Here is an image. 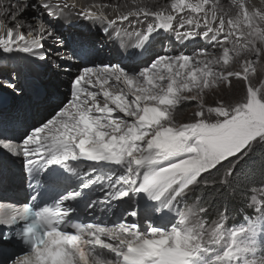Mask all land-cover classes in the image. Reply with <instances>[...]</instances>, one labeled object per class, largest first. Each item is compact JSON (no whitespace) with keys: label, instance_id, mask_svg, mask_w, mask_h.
<instances>
[{"label":"snow or ice","instance_id":"1","mask_svg":"<svg viewBox=\"0 0 264 264\" xmlns=\"http://www.w3.org/2000/svg\"><path fill=\"white\" fill-rule=\"evenodd\" d=\"M208 3L209 0H200L184 5L194 13L204 12V38L219 43L220 34L226 32L225 42L231 37H235V43L247 39L245 48L259 42L261 46L252 50L257 57H264V30L256 23L264 22V10L250 11L241 4L242 20H228L226 31L224 19L219 20L218 27H212L216 16L213 11L209 19L205 11ZM31 6L22 5L21 9ZM41 7L53 8L47 3ZM21 9L9 13L15 27L21 26ZM155 16L160 22L149 24L148 34L157 27L173 30L171 16ZM187 23L200 26V20L188 19ZM241 25L250 31L245 32ZM104 31L107 33L108 28ZM48 35L61 43L59 37ZM136 35L149 39L143 33ZM197 35L200 34L176 32L177 39ZM26 37H33V33L18 32L14 38L9 28L7 39L0 38L2 52L19 51L46 59L45 53L39 51L44 47L43 36L31 41ZM205 51L201 49L199 54ZM229 59V49L225 48L223 64L228 65ZM217 62H194L192 57L181 54L158 55L136 74L120 66L86 67L71 81V101L54 118L32 126L19 141L0 138V147L23 158L30 187L35 182L32 202L41 199L53 171L79 179V165L74 162L90 161L94 162L92 172L99 165L120 173L115 181L110 179L106 198L131 199L134 205L111 226L70 215L83 195L76 188L50 203L17 208L3 220V224L13 227L0 232V241L24 246L23 254L13 258L12 264H264V224L260 225L258 239L255 222L247 227L226 228V209L218 213L211 227L205 226L201 215L207 213L206 207L180 209L192 186L228 183L227 178L241 161L264 148V93L260 89L249 85L246 97L238 103L218 100L215 107L206 105V89L221 84L231 86L229 78L241 75L214 72L209 65ZM0 88L19 90L11 75L0 81ZM190 101L196 102L193 120L181 123V106ZM220 173L219 179H209ZM94 183L96 180H88L79 187L87 189ZM141 197L150 205L144 208L143 215ZM255 210L264 220V201ZM172 213L176 218L158 223ZM20 221L25 223L21 225Z\"/></svg>","mask_w":264,"mask_h":264},{"label":"bare ground","instance_id":"2","mask_svg":"<svg viewBox=\"0 0 264 264\" xmlns=\"http://www.w3.org/2000/svg\"><path fill=\"white\" fill-rule=\"evenodd\" d=\"M34 2L35 0H0V38L7 39L9 28L12 29L14 38L18 32L31 31L35 38L38 35L43 36L44 40L41 42L44 47L39 51L45 52V48L52 50L51 55L42 59L33 58L19 51L5 54L0 48V81L7 80L11 75L19 89L16 91L4 88L5 92L0 91V95H3L0 96V102H3L5 98L9 102L0 110L1 135L8 134V128H11V133L16 132V129L18 133H21L31 124L39 126L46 118H54L58 111L71 101L69 83L86 67L120 66L130 74H136L146 68L158 55L184 54L192 57L194 62L196 60L218 61L209 65L214 72L227 74L232 71L244 72L245 68H248L245 76L251 79L253 86H257L258 81L264 78V57H257L252 50V46H261L259 42L255 45L249 44L245 48L243 45L248 44L247 39L235 43V37H231L225 42L226 32L220 34L219 43L202 36L206 30L204 12L194 13L184 6L197 4L200 0H184L183 4H180V0H43V2L37 0V4ZM45 3L52 5L53 11L41 7ZM29 4L32 6L21 9L22 5ZM241 4L250 11L264 10V0H209V3L205 5V11L209 12V19L211 13L213 11L215 13L216 21L212 27H218L219 20L224 19L227 31L228 20H242ZM17 9H21L23 14V19L19 21L20 27L14 26L9 15ZM145 13L148 15L145 16ZM156 13L164 17H173V30L157 27L154 33L148 34L146 31L148 25H158L160 22L155 16ZM17 14L20 15V13ZM127 14H130L128 20L122 23L117 21ZM89 15L91 19L88 18ZM188 19L200 20V26L197 27L195 23L188 24ZM112 21L115 23L112 24ZM181 22H184L183 27H180ZM256 23L261 30H264V22L257 20ZM65 27L67 31H64ZM106 27L107 33L104 31ZM241 28L245 32L250 30L243 25ZM117 31L120 33L119 36L116 35ZM177 31L196 32L200 35L194 38L177 39ZM48 33L59 37L61 43L57 44ZM136 33L149 36L146 46L143 45L146 41L143 36H138ZM212 35V33L209 34V36ZM33 37H26V39L31 41ZM12 46L15 47V45ZM225 48L229 49L228 65L223 64ZM201 49L206 50L203 55L199 54ZM67 60L73 61V64L66 62ZM56 63H60L61 67L57 68ZM40 68L43 70L40 71ZM68 68L71 70L70 74L65 72ZM73 75L76 76L73 77ZM92 79L95 80V77L93 76ZM223 86L224 84H221L217 88L206 89L205 94L221 90ZM214 103V100H209L206 105H214ZM194 111L196 109L193 108L191 113L193 114ZM48 112L54 113L46 117ZM192 114L187 116L188 119L193 120ZM2 126L7 128L4 129ZM0 149L3 153L5 152L3 148ZM0 157L3 162L9 160L4 154ZM1 177H4L2 170H0ZM21 196L22 194L19 193L18 197ZM141 199L144 198L141 197ZM3 202L6 203L5 200ZM1 209L0 207V213H2ZM170 219L172 218L168 216L158 223L166 224ZM260 255L258 252L257 256Z\"/></svg>","mask_w":264,"mask_h":264},{"label":"trees","instance_id":"3","mask_svg":"<svg viewBox=\"0 0 264 264\" xmlns=\"http://www.w3.org/2000/svg\"><path fill=\"white\" fill-rule=\"evenodd\" d=\"M220 176L222 173L209 179L217 180ZM260 189H264V148L256 149L241 161L225 185L205 184L200 191L199 204L208 209L205 213L208 220H216L218 213L225 209L227 217L239 220L247 215L246 203L251 193Z\"/></svg>","mask_w":264,"mask_h":264},{"label":"rangeland","instance_id":"4","mask_svg":"<svg viewBox=\"0 0 264 264\" xmlns=\"http://www.w3.org/2000/svg\"><path fill=\"white\" fill-rule=\"evenodd\" d=\"M34 3L37 4V0H35ZM64 31H67L66 27L64 28ZM248 31H250V30H247V32ZM246 43H248V41H246ZM252 47L254 48V46H252ZM50 50L51 49H45V52L44 51H41V52H44L46 57H48V55L52 54V50L51 51ZM55 65H57L56 66L57 68L61 67L60 63H56ZM79 68L82 69V67H79ZM52 69H54V67ZM39 70L42 71L43 69L40 68ZM247 70H248V68H247ZM65 72H66V74L71 73V71L69 72V68H68V71L66 70ZM232 73H237V71H232ZM239 73L241 74V77L232 76L229 78L231 80V86L224 84V86L221 90L210 92L208 95L204 94V101L206 104L209 100L215 101L214 105H209V106L207 105L208 107H215L216 102L218 100H223L225 103L234 104V103L241 102L246 97L247 87L249 86L247 82H249V84H250L251 79L248 78L246 81V79L244 78L245 73H246L245 71L244 72L242 71ZM74 76H76V75H73V77ZM33 80H35V79L33 78ZM254 87L260 89L261 92L264 93V78L261 79L260 81H258L257 86H254ZM0 91H4V88L0 89ZM8 96L10 97V95H8ZM10 98H12V97H10ZM195 105H196L195 101H190V102H187L185 105L181 106L182 112H181V115L178 117V119H179V121H181V123H186V122L192 121V120H190V118L188 119L187 116L188 115L190 116L192 114L191 110L193 108L196 109ZM188 109H190V110H188ZM53 113L54 112H48V115L46 117H50ZM181 118H182V120H181ZM2 128L6 129L7 127L2 126ZM203 175L206 176V174H203ZM225 184L226 183L221 184V185H225ZM203 187H205V184L201 183L199 185L192 186L191 190L187 191L186 195L184 196V199L180 203L181 211H184L187 208H194V207L200 206L199 197L201 194L200 191L203 189ZM261 201H264V189H260L258 191H254L253 193H251V195L249 196V199L246 203L247 204V209H246L247 215L245 217H243L241 219L239 218V220H234L233 218H231L229 216V217H227V220L225 222V227L228 228L229 230H231L234 228H239L241 226L247 227V226L251 225L253 222H255L256 227H257V238L259 239V237H260L259 228H260L261 224H264V220L259 219V214L256 212L255 209L257 206H259ZM201 215H202L203 220L205 221L206 227H211L213 222H215L218 219L217 218L216 220H208V219H206L205 214H201ZM170 217L172 219L176 218L175 213L170 214ZM256 258L259 259L260 256H257Z\"/></svg>","mask_w":264,"mask_h":264}]
</instances>
